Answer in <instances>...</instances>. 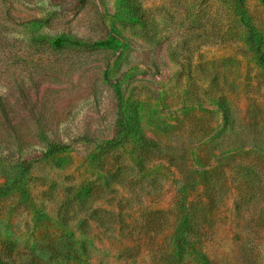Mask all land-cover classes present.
Instances as JSON below:
<instances>
[{
    "label": "rangeland",
    "instance_id": "obj_1",
    "mask_svg": "<svg viewBox=\"0 0 264 264\" xmlns=\"http://www.w3.org/2000/svg\"><path fill=\"white\" fill-rule=\"evenodd\" d=\"M0 264H264V0H0Z\"/></svg>",
    "mask_w": 264,
    "mask_h": 264
},
{
    "label": "trees",
    "instance_id": "obj_2",
    "mask_svg": "<svg viewBox=\"0 0 264 264\" xmlns=\"http://www.w3.org/2000/svg\"><path fill=\"white\" fill-rule=\"evenodd\" d=\"M111 35L114 36L112 33H111ZM59 43H61V42L56 41L57 45ZM101 45H106V44L102 43ZM118 126H119V133H118L116 139H114L110 143H107L105 145H101L98 148H100V149H113V148H116V147L123 145L126 142V137H127L128 132H129V126L127 125V122L123 121L121 118L118 120ZM66 149H67L66 146L51 145V146H49V148L46 152V155L59 154V153L65 151ZM182 241H184L185 243L187 242L185 238Z\"/></svg>",
    "mask_w": 264,
    "mask_h": 264
}]
</instances>
